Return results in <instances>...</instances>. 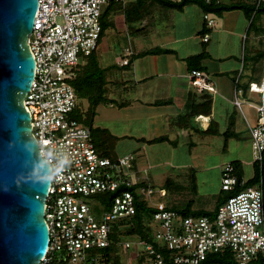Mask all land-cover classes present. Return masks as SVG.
<instances>
[{
  "label": "built area",
  "instance_id": "built-area-1",
  "mask_svg": "<svg viewBox=\"0 0 264 264\" xmlns=\"http://www.w3.org/2000/svg\"><path fill=\"white\" fill-rule=\"evenodd\" d=\"M39 7L28 42L36 61V73L25 105L31 115L33 133L41 154L51 167V185L45 217L50 240L40 264H100L112 241L117 220L136 212V194L150 200L152 184L134 180L136 153L116 158L101 154L90 125L74 116L78 96L70 82L74 69L95 52L102 35L101 15L112 1L125 0H38ZM181 1V0H172ZM211 1V0H206ZM264 0H256L260 5ZM207 26L215 19L204 14ZM203 39H209L206 32ZM131 53V52H130ZM124 64L129 58L123 59ZM198 90L216 91L210 75L201 69L190 72ZM250 90L260 93L254 106L258 120L251 127L252 152L263 160L264 73ZM242 101L235 99L240 106ZM222 189L239 183L235 166L227 162L221 172ZM240 183H244L242 179ZM135 186L136 194L126 187ZM101 192H117L108 208L96 210L92 198ZM162 190L158 197H164ZM153 214L152 240L124 238L120 244L140 249L151 264H199L209 252L229 249L232 264H264V192L261 183L248 186L219 205L214 217L180 215L157 198ZM158 244L157 246L155 245ZM161 246L163 249L158 248ZM133 248V249H132Z\"/></svg>",
  "mask_w": 264,
  "mask_h": 264
},
{
  "label": "crops",
  "instance_id": "crops-1",
  "mask_svg": "<svg viewBox=\"0 0 264 264\" xmlns=\"http://www.w3.org/2000/svg\"><path fill=\"white\" fill-rule=\"evenodd\" d=\"M128 1L134 0H125L122 4ZM232 1L256 4V0ZM204 14L197 4H187L182 9L155 5L150 8L146 18L135 22L133 26L128 25L122 7L104 18L109 24L101 35L95 53L100 65L106 68L108 100L98 106L101 108L102 103L109 104L102 106V112L98 111L97 106L96 115L114 116L116 125L121 122L118 133L110 129L108 120L104 122L107 125H99L109 128L118 137L115 153H136L137 173L134 176L137 180L145 179L154 184L150 171L151 155L161 156L165 144L174 148L184 144L192 154L199 145L213 143L220 136L225 144L231 143L235 147L234 151L239 149V143L242 142L249 143L252 150L251 127L258 120L254 105L260 101V93L251 91L250 84L262 78L264 57L255 58V55L264 50L256 49V52L253 49L248 53L247 42L252 28L259 34L264 32L261 22L255 25L257 17L264 13L256 15L254 19L242 9L225 10L221 14L210 13L214 19L216 15L219 18L217 21L215 19L213 26H207ZM242 16L247 17L246 24ZM246 26L248 32L244 33ZM206 32L209 33L207 41L203 39ZM223 34L240 38L236 42L237 49L239 41L243 42L240 56L238 52L220 50ZM155 48L173 50L167 53H145ZM203 51L207 53L198 62L195 61L198 64L194 62L190 65L187 58ZM125 58H129V63H122ZM85 59L82 58L81 62ZM197 65L210 75L216 91H201L192 83L190 72ZM236 98L242 101L240 106L235 104ZM209 101L210 110L206 111L205 103ZM220 119H224V124L220 123ZM95 125H98L96 120ZM227 130L228 136L225 135ZM163 135L169 139L154 143L148 141ZM124 138L133 140L131 148L118 150V143ZM157 144L162 146L153 147ZM225 146L223 151L228 150ZM119 151L123 153L119 154ZM236 153L237 158L218 163L217 166L221 174L227 162L240 160L245 181L252 177H244L247 160L241 157L239 150ZM255 161L253 155L247 162L253 165V174ZM191 170L190 180L192 174L195 175L194 168ZM192 190H196L193 183ZM213 207H195L193 204V208Z\"/></svg>",
  "mask_w": 264,
  "mask_h": 264
},
{
  "label": "water",
  "instance_id": "water-1",
  "mask_svg": "<svg viewBox=\"0 0 264 264\" xmlns=\"http://www.w3.org/2000/svg\"><path fill=\"white\" fill-rule=\"evenodd\" d=\"M38 7V0H0V264H40L50 240L51 167L25 105L36 73L28 37Z\"/></svg>",
  "mask_w": 264,
  "mask_h": 264
},
{
  "label": "trees",
  "instance_id": "trees-1",
  "mask_svg": "<svg viewBox=\"0 0 264 264\" xmlns=\"http://www.w3.org/2000/svg\"><path fill=\"white\" fill-rule=\"evenodd\" d=\"M187 4L199 5L204 13L221 14L225 10L242 9L248 17H253V19L256 15L264 13V1L258 6L253 3L242 1L223 2L220 0H134L128 1L125 4H122L120 1H112L101 15L102 33L109 24V22L104 21V18L109 16L112 11L116 10V8L118 9L122 7L124 9L128 25L133 26L135 22L146 18L150 13V8L155 5L182 9ZM262 30L264 31V29ZM172 50L173 49L169 48H155L150 49L145 53H167L171 52ZM206 53V51H203L199 54L191 55L187 58V60L189 61L190 65H193L195 61L198 62L200 59H202ZM261 57H264V52H258L255 55V58ZM192 69L202 68L197 65ZM70 82L73 85L78 98H85L88 100V106L86 109H84V111L81 109V106L78 103L74 111V116L80 121L90 125L92 137L98 151L103 155L116 158L118 154L115 153L114 149L118 137L113 132H111L109 128L95 125L94 120L97 111L96 108L99 103L108 100V97L106 96V68L100 65L95 52L87 56L85 61L81 62L78 67L74 69V74L70 78ZM205 104L207 106L205 110L209 111L210 101L206 102ZM228 133V130L225 131L226 136H228ZM168 139V136L163 135L149 139L148 141L154 143ZM231 162L235 166V173L239 177V183L232 189H221V193L216 197L213 208H193L192 199H189L186 203L179 206L173 202H165L167 208L175 209L180 215L210 216L212 218L215 216L217 208L220 204L244 188L261 183L264 192V152L263 160L261 162L257 160L254 162V174L252 177L246 179L243 184L240 183V181L243 179V167L241 161L233 160ZM191 178L193 187H196L195 175L192 174ZM138 184L150 183L144 179L138 182ZM165 186L168 188H171L172 186L178 187V184H175L172 179H168ZM126 188L136 194L135 186ZM116 194L117 192H101L95 194L94 198H92L94 208L96 210H100L103 207L108 208ZM150 203H152L151 200L146 199V197L141 194H136V212L131 216L117 220V226L111 234L112 241L110 245L106 248L100 249L103 253V256H106L105 259L100 260V264H119L120 256L117 254V248L119 246L118 242L124 238L140 237L150 242L153 241L152 231L155 228L153 220L155 207ZM155 245L157 246L158 244L155 243ZM158 248L163 249L161 246H158ZM163 252H165L164 249ZM135 257L137 259L136 264H151L150 258H148L143 249H140ZM235 262L234 253L229 249H225L209 252L206 258L203 259L199 264H232ZM165 264L173 263L166 261Z\"/></svg>",
  "mask_w": 264,
  "mask_h": 264
},
{
  "label": "rangeland",
  "instance_id": "rangeland-1",
  "mask_svg": "<svg viewBox=\"0 0 264 264\" xmlns=\"http://www.w3.org/2000/svg\"><path fill=\"white\" fill-rule=\"evenodd\" d=\"M230 2L231 0H226ZM244 17L245 24L247 23V17ZM216 21L219 20L217 15L215 16ZM262 23V26L264 25V14L257 17L256 23ZM247 26L244 31V33H247ZM249 40L247 42V50L248 53H250V50L253 51V49H262L264 50V32L257 33L253 28L249 32L248 36ZM240 38L236 35L232 36L231 34H223L222 35V45H221V51L225 52H238L240 56L241 48L243 47V42L240 43L237 49L236 42ZM238 50V51H237ZM256 50V52H257ZM220 51V52H221ZM255 52V53H256ZM78 103L81 106V109L84 111V109L88 106V100L85 98H78ZM108 105L107 103H102L101 108L98 106V111H103V105ZM96 123L99 124H105L104 122L108 120L110 123V129L114 133L120 132V125L121 122H119L116 125L115 117L114 116H102L101 113H98L96 115ZM108 123V124H109ZM220 123L224 124V119H220ZM216 141L213 143H204V145H199L197 148L193 149V153L191 154L188 151V146H185L184 144L180 145L178 148H174L173 146H167L166 144L162 146L161 144L154 145L153 147H161L164 148L165 146L168 147V149L165 147V151H162L163 154L161 156H154L151 155V168L150 171L153 176L154 184L156 193L155 195L150 199L152 203H156L157 198L161 199L164 202H173L175 204L182 205L186 203L189 199L193 200V204L195 207H212L215 204L216 197L221 193V187H222V177L220 174V168L217 166V164H222L223 162L228 161L232 158H237L238 155L236 153V150H239L242 155L241 157L244 160H247L244 165V177L248 178L252 176L253 174V165L247 163L249 158H253V153L250 147L249 143H239L240 147L239 149H235V147L231 143L225 144L220 136H217ZM131 138H124L119 141L118 143V150L120 149H129L131 148L132 143ZM226 145V146H225ZM225 146V149L227 151H223L222 148ZM228 146V147H227ZM159 150H157L158 152ZM234 151V152H233ZM123 152L119 151V154ZM237 156V157H236ZM193 166L195 170V179H196V190H192V182L190 180V172L192 171L190 168ZM167 178H172L175 181V184L180 183L178 187L172 186L171 188H168L165 186V181ZM137 180L136 176H134V180ZM165 190L167 191V194L160 198L158 195L160 194V191ZM119 246L117 248V254L120 256L119 264H136L137 259L135 252L130 249H126L118 242ZM133 249V248H132ZM106 256H103V259H105Z\"/></svg>",
  "mask_w": 264,
  "mask_h": 264
}]
</instances>
